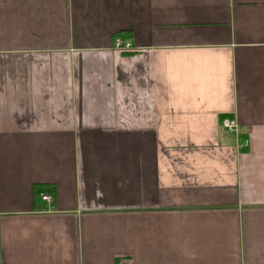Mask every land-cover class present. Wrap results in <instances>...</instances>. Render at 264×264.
<instances>
[{"label": "crops", "instance_id": "0c3cea01", "mask_svg": "<svg viewBox=\"0 0 264 264\" xmlns=\"http://www.w3.org/2000/svg\"><path fill=\"white\" fill-rule=\"evenodd\" d=\"M0 264H264V0H0Z\"/></svg>", "mask_w": 264, "mask_h": 264}, {"label": "built area", "instance_id": "2783aa9c", "mask_svg": "<svg viewBox=\"0 0 264 264\" xmlns=\"http://www.w3.org/2000/svg\"><path fill=\"white\" fill-rule=\"evenodd\" d=\"M116 47L119 48V49H122L124 51H132V50H134L133 49L134 47H132L131 44H129V43L124 44V42L122 41L121 38H118L116 40ZM224 125L231 131H233V130L235 131L237 129L236 124H234L231 120H228V119L224 120ZM40 197H41V199L43 201H46V202H51L52 201V198L49 195L45 194V193H40Z\"/></svg>", "mask_w": 264, "mask_h": 264}, {"label": "trees", "instance_id": "16d2710c", "mask_svg": "<svg viewBox=\"0 0 264 264\" xmlns=\"http://www.w3.org/2000/svg\"><path fill=\"white\" fill-rule=\"evenodd\" d=\"M226 116L225 115H223L221 118L223 119V118H225Z\"/></svg>", "mask_w": 264, "mask_h": 264}]
</instances>
